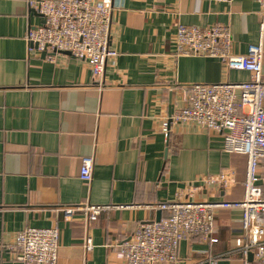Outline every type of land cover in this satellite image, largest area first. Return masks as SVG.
Listing matches in <instances>:
<instances>
[{"label":"crops","instance_id":"crops-1","mask_svg":"<svg viewBox=\"0 0 264 264\" xmlns=\"http://www.w3.org/2000/svg\"><path fill=\"white\" fill-rule=\"evenodd\" d=\"M30 1L0 0V264H24L6 250L16 233L53 226L58 264H126L118 252L136 227L158 212L170 217L160 204L243 199L248 159L228 153L222 134L187 122L172 123L167 136L162 125L184 104L182 87L250 79L219 59L176 57L178 27L227 25L233 52L245 55L259 42L256 0H112L118 56L101 84L87 62L68 54L48 61L28 43L44 23ZM87 156L95 159L90 183L79 176ZM225 173L227 188L208 183ZM259 175L264 192V161ZM81 205L111 207L90 225L89 252L84 213L67 221L62 211ZM241 219L239 209L219 211L218 242L183 240L168 264H243L241 253H229Z\"/></svg>","mask_w":264,"mask_h":264},{"label":"built area","instance_id":"built-area-1","mask_svg":"<svg viewBox=\"0 0 264 264\" xmlns=\"http://www.w3.org/2000/svg\"><path fill=\"white\" fill-rule=\"evenodd\" d=\"M228 2L230 0H213ZM262 10L259 42L251 44L245 55L233 52L234 39L229 26L216 24L203 29L180 25L177 29L176 57L204 56L219 59L228 69L245 71L250 79L241 83L193 84L182 87L184 104L177 107L162 130L168 136L172 123L192 122L208 131L223 135L228 153L247 157L244 197L239 201H182L162 203L159 209L170 217L138 225L122 242L118 256L126 264H168L178 259L180 242L199 237L215 244L216 214L222 210L242 211L241 237L231 243L229 253L239 252L243 264H264V192L260 181V164L264 161V0H256ZM44 23L29 30L26 40L45 59L54 61L59 54H68L87 62L96 82L103 81L107 62L118 56L111 45L112 0H31ZM95 159L82 158L80 179H93ZM215 188L231 183L225 173L209 178ZM110 206L63 207L67 221L75 212L84 213L86 235L84 249L94 248L89 233L91 223ZM60 229L27 227L16 233L6 247L13 261L24 264H58ZM252 254V260L249 259Z\"/></svg>","mask_w":264,"mask_h":264},{"label":"water","instance_id":"water-1","mask_svg":"<svg viewBox=\"0 0 264 264\" xmlns=\"http://www.w3.org/2000/svg\"><path fill=\"white\" fill-rule=\"evenodd\" d=\"M32 11L34 12V13H36L37 14V11H35L34 9H32ZM39 14V13H38ZM40 15V14H39ZM41 17H42V15H40ZM43 55V57H45L46 56V53H43L42 54ZM172 113V109H171V111H170V114ZM160 219H161V212H158V215H157V218H156V221H160ZM252 254H250V256H249V259L250 260H252Z\"/></svg>","mask_w":264,"mask_h":264}]
</instances>
